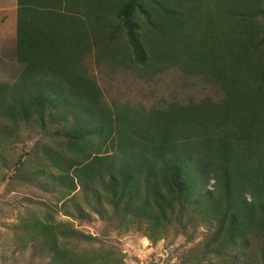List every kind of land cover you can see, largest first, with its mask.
I'll use <instances>...</instances> for the list:
<instances>
[{"label": "trees", "instance_id": "16d2710c", "mask_svg": "<svg viewBox=\"0 0 264 264\" xmlns=\"http://www.w3.org/2000/svg\"><path fill=\"white\" fill-rule=\"evenodd\" d=\"M15 55L0 186L46 199L19 213L10 264H129L127 233L185 237L176 264H264V0H17ZM92 63L219 96L108 102Z\"/></svg>", "mask_w": 264, "mask_h": 264}, {"label": "rangeland", "instance_id": "374dc122", "mask_svg": "<svg viewBox=\"0 0 264 264\" xmlns=\"http://www.w3.org/2000/svg\"><path fill=\"white\" fill-rule=\"evenodd\" d=\"M16 9L17 0H0V80L7 83H14L23 69L15 55ZM89 74L98 80L108 102L120 100L152 108L164 106L173 100L188 102L208 95L215 98L219 96L211 84L198 77H187L178 70L153 78H142L127 71L99 68L92 63ZM45 199L46 195L37 188L12 191L6 183L0 186V264H10L4 253L10 248L11 228L18 221L19 213ZM74 222L80 230L93 234L97 233L100 226L99 221ZM119 240L127 253L129 264H176L193 245L183 236L152 244L146 237L127 233Z\"/></svg>", "mask_w": 264, "mask_h": 264}, {"label": "crops", "instance_id": "0c3cea01", "mask_svg": "<svg viewBox=\"0 0 264 264\" xmlns=\"http://www.w3.org/2000/svg\"><path fill=\"white\" fill-rule=\"evenodd\" d=\"M16 14H17V9H16Z\"/></svg>", "mask_w": 264, "mask_h": 264}]
</instances>
